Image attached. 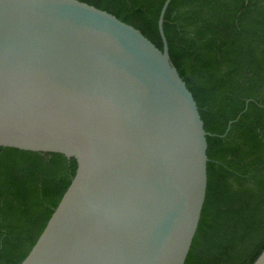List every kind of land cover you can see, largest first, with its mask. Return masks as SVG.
Listing matches in <instances>:
<instances>
[{"label":"water","instance_id":"water-1","mask_svg":"<svg viewBox=\"0 0 264 264\" xmlns=\"http://www.w3.org/2000/svg\"><path fill=\"white\" fill-rule=\"evenodd\" d=\"M170 1L159 50L78 0H0V147L76 162L20 264L185 263L208 133L169 58Z\"/></svg>","mask_w":264,"mask_h":264},{"label":"trees","instance_id":"trees-1","mask_svg":"<svg viewBox=\"0 0 264 264\" xmlns=\"http://www.w3.org/2000/svg\"><path fill=\"white\" fill-rule=\"evenodd\" d=\"M78 1L162 50L165 0ZM163 32L208 133L205 201L184 264H253L264 250V0H171ZM75 169L59 154L0 147V264L25 259Z\"/></svg>","mask_w":264,"mask_h":264}]
</instances>
